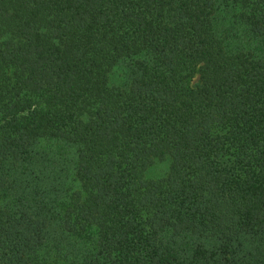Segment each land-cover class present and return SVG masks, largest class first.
I'll list each match as a JSON object with an SVG mask.
<instances>
[{
  "label": "trees",
  "instance_id": "16d2710c",
  "mask_svg": "<svg viewBox=\"0 0 264 264\" xmlns=\"http://www.w3.org/2000/svg\"><path fill=\"white\" fill-rule=\"evenodd\" d=\"M0 264H264V0H0Z\"/></svg>",
  "mask_w": 264,
  "mask_h": 264
},
{
  "label": "rangeland",
  "instance_id": "374dc122",
  "mask_svg": "<svg viewBox=\"0 0 264 264\" xmlns=\"http://www.w3.org/2000/svg\"><path fill=\"white\" fill-rule=\"evenodd\" d=\"M124 66L123 65H119L118 67H116L114 69V71L112 72V75L110 77L111 82L112 83H118L121 81L123 73H124ZM167 168V164L166 162L163 163H157L155 164L153 167H151L148 171V175L149 176H153V177H158L160 175H162L165 170Z\"/></svg>",
  "mask_w": 264,
  "mask_h": 264
}]
</instances>
